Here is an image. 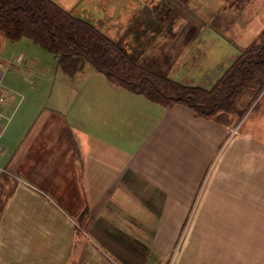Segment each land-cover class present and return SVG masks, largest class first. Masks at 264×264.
<instances>
[{"label":"crops","instance_id":"crops-1","mask_svg":"<svg viewBox=\"0 0 264 264\" xmlns=\"http://www.w3.org/2000/svg\"><path fill=\"white\" fill-rule=\"evenodd\" d=\"M54 1L110 37L126 35L123 44L128 42L131 48L147 51L151 68L166 71L164 75L175 78L176 71L185 64L181 69L188 70L182 71L179 81L197 83L190 78V72L202 66L187 61L193 51L200 49L201 41L195 46L200 31L198 37L193 34L183 43L182 38L189 31L182 29L191 28L195 22L172 17L171 6L177 0ZM180 2V7L201 18ZM213 61L214 57H209L205 66L212 67ZM166 63L171 66L170 72ZM222 63L221 60L218 64ZM3 66L0 61L4 73ZM107 82L94 93L86 87L71 89L65 106L42 112L34 122L36 127L17 142L7 133L9 126L0 123V264H112L110 250L97 239L121 227L115 220L133 218V207H122L124 212L119 215L118 204L141 205L158 202V197L164 203L194 201L190 195L199 186L198 177L186 176L185 165L191 155L192 135L205 134L206 120L200 129L205 117L187 105L180 103L170 109L143 94ZM9 95L7 92L4 96L1 110L9 102ZM125 102L134 106L127 121L126 113L121 111ZM179 129L183 134V144L177 151L181 169L176 158L171 168L157 174L148 170L146 161H151L162 144L172 143ZM144 132L147 134L141 141ZM34 166L37 173H30L37 183L25 175ZM18 173L25 176L19 177ZM142 195L151 200L146 201ZM111 202L115 206L109 207ZM118 251L121 250L115 245L117 256Z\"/></svg>","mask_w":264,"mask_h":264},{"label":"rangeland","instance_id":"rangeland-1","mask_svg":"<svg viewBox=\"0 0 264 264\" xmlns=\"http://www.w3.org/2000/svg\"><path fill=\"white\" fill-rule=\"evenodd\" d=\"M180 1L186 3L204 21L180 7ZM180 1H175L171 6L172 17L175 20L195 22L191 28L182 29V32L189 31L182 35L183 43L193 34L197 37L200 35L195 46L200 41L202 43L200 49L193 51L187 61L188 64L199 63L202 66L193 69L190 78L197 82L193 85L211 87L240 51L248 47L264 29V0ZM197 25L205 28L200 30ZM197 31H200L199 35ZM125 37L115 39L123 41ZM136 48H132L131 55L137 57L142 65L151 68V60H146L147 51L142 52ZM220 52L222 55H219ZM206 55L216 60L212 67L205 66L206 59H209ZM221 60L222 65L218 64ZM0 61L5 64L3 84L10 91V100L2 109V124L9 126L7 133L12 135L14 142L22 138L30 128L33 130L36 127L34 122L42 112H54L65 106V102L70 99L71 89L86 87L94 93L101 90L99 87L108 81L105 73L88 60L82 70L69 75L61 68L58 57L39 43L29 37L11 40L1 30ZM169 65L166 63L168 72L171 67ZM181 68L174 74L178 80H182L181 74L188 70ZM250 97L252 94L247 93L238 99V108L246 107ZM263 102L264 88L253 101H249L243 115L224 117L223 123L214 117L202 119L200 129L204 128L206 120L205 134L195 132L192 135L189 141L191 155L188 157V165H185L186 176L198 177V188L190 189V200L193 202L164 203L158 197V202L140 201L141 205H117L116 213L119 215L124 212L122 207H133V218L125 222L115 220L117 226L121 227L114 228L111 235H102L97 239L99 244L110 250V263L264 264ZM179 104L175 103L169 108L174 109ZM190 109L196 113L193 108ZM121 111L126 113V117L123 115L127 121L134 106L125 102ZM142 127L144 131L146 124ZM146 134L142 133L141 141ZM172 140V143H164L157 148L151 161H146L148 170L157 174L165 168H171L176 158L178 161L177 151L183 144L180 129L175 131ZM135 143H139L137 138ZM176 164L180 170L181 162ZM31 168L25 174L26 178L37 183L32 178V173H37V167ZM18 174L19 177L25 176ZM3 175L11 179L8 173ZM143 197L146 201L151 200ZM112 204L108 206H115ZM115 245L121 250L117 252L119 257L114 254Z\"/></svg>","mask_w":264,"mask_h":264},{"label":"trees","instance_id":"trees-1","mask_svg":"<svg viewBox=\"0 0 264 264\" xmlns=\"http://www.w3.org/2000/svg\"><path fill=\"white\" fill-rule=\"evenodd\" d=\"M0 30L11 40L29 37L39 43L58 57L69 75L82 70L88 60L113 84L168 108L185 104L221 123L224 117L243 115L249 101L264 88V29L211 87L186 84L142 65L123 41L104 34L54 0H0ZM247 93L252 97L239 109L237 100Z\"/></svg>","mask_w":264,"mask_h":264},{"label":"built area","instance_id":"built-area-1","mask_svg":"<svg viewBox=\"0 0 264 264\" xmlns=\"http://www.w3.org/2000/svg\"><path fill=\"white\" fill-rule=\"evenodd\" d=\"M5 95H6V90L3 88L2 71L0 70V107H1V103H2V100L4 99ZM1 118H2V113H1V109H0V119ZM0 133H1V128H0Z\"/></svg>","mask_w":264,"mask_h":264},{"label":"flooded vegetation","instance_id":"flooded-vegetation-1","mask_svg":"<svg viewBox=\"0 0 264 264\" xmlns=\"http://www.w3.org/2000/svg\"><path fill=\"white\" fill-rule=\"evenodd\" d=\"M125 45H128V42H126V44Z\"/></svg>","mask_w":264,"mask_h":264}]
</instances>
